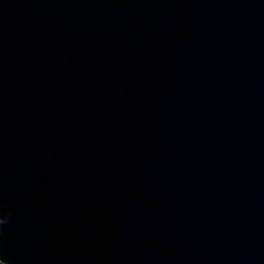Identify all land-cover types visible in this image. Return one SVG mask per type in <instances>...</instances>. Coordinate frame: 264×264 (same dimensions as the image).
I'll return each instance as SVG.
<instances>
[{
    "label": "water",
    "instance_id": "obj_1",
    "mask_svg": "<svg viewBox=\"0 0 264 264\" xmlns=\"http://www.w3.org/2000/svg\"><path fill=\"white\" fill-rule=\"evenodd\" d=\"M4 264H264V0H0Z\"/></svg>",
    "mask_w": 264,
    "mask_h": 264
},
{
    "label": "clouds",
    "instance_id": "obj_2",
    "mask_svg": "<svg viewBox=\"0 0 264 264\" xmlns=\"http://www.w3.org/2000/svg\"><path fill=\"white\" fill-rule=\"evenodd\" d=\"M6 223L5 218H0V226L4 225Z\"/></svg>",
    "mask_w": 264,
    "mask_h": 264
},
{
    "label": "snow or ice",
    "instance_id": "obj_3",
    "mask_svg": "<svg viewBox=\"0 0 264 264\" xmlns=\"http://www.w3.org/2000/svg\"><path fill=\"white\" fill-rule=\"evenodd\" d=\"M0 264H4V259L0 258Z\"/></svg>",
    "mask_w": 264,
    "mask_h": 264
}]
</instances>
